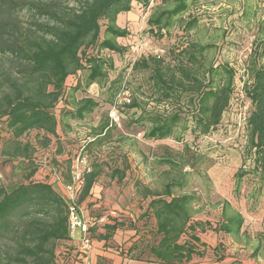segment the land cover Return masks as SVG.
Segmentation results:
<instances>
[{"label":"trees","instance_id":"16d2710c","mask_svg":"<svg viewBox=\"0 0 264 264\" xmlns=\"http://www.w3.org/2000/svg\"><path fill=\"white\" fill-rule=\"evenodd\" d=\"M171 1L174 4L170 9L158 11L146 21L154 37H169L167 52L171 56L166 59L142 49L138 51L137 47L132 51L128 45L133 39L126 20L133 14L134 6L146 8L150 0H0V125L9 134L0 152L4 160H21L29 169L25 174L27 182L9 186L0 182V245L11 243L0 249V264H57L56 245L73 240L68 232L66 196L58 194L51 184L34 180L39 166L32 156L34 145L23 139L35 131L39 142L46 146L51 136H57L58 128L68 126V118L75 122L85 120L98 102L88 96L74 97L80 75L85 73L86 86L109 82L111 88L120 83L119 75L109 80L108 72L116 68L112 54L140 52L130 68L149 72L150 96L157 102V109L141 108L135 119L139 124L146 123V139L171 138L182 121L183 129L187 128V120L194 138L207 136L218 129L236 101L239 107L247 105L244 121L247 155L253 171L264 177V40L245 55L239 65L242 71L221 57L207 62L212 45L192 41L179 45L170 36L174 29V36L185 39L197 26L200 17L187 12L189 3L197 0ZM248 14L241 12L254 21L256 12ZM174 17L181 21V26L173 28ZM262 27L258 23L255 37ZM123 40L127 42L121 43ZM102 51H109L111 56L106 59ZM123 105L138 107L136 101ZM160 105L165 109H160ZM109 128L107 124L100 127L86 142L84 151L102 143ZM93 158L89 160L90 170L83 174L78 205L93 196L103 170L99 155ZM159 163L176 166L168 158ZM127 168V164L121 169L113 168L110 179L122 180ZM66 174L64 181L69 182ZM181 186L180 180L171 179L161 192L146 191L152 198L145 212L154 218L159 236L154 244H147L153 263L187 264L202 250L203 243L196 234L200 223L191 221L195 195L172 194L173 187ZM99 199L100 196L91 200L92 208L99 207ZM100 218L87 217L94 223L88 228L91 243L108 240L116 230V223H104L99 228ZM225 218L219 230L239 234L241 215L234 212ZM98 229L102 231L97 235ZM184 234L187 239L181 241ZM81 256L70 245L59 260L61 264H79Z\"/></svg>","mask_w":264,"mask_h":264},{"label":"rangeland","instance_id":"374dc122","mask_svg":"<svg viewBox=\"0 0 264 264\" xmlns=\"http://www.w3.org/2000/svg\"><path fill=\"white\" fill-rule=\"evenodd\" d=\"M173 4L171 0H150L146 8L138 5L133 7V14L126 20V26L133 39L127 44L132 51L137 47L138 51L142 49L146 53L169 59V37H154V34L149 32L146 21L158 11L170 9ZM244 11L249 12L247 16L256 12L254 21L241 15ZM187 12L200 17L197 26L185 39L174 36V29H171L173 33L170 36L172 35L179 45L185 41L212 45L207 54V62L221 57L237 67V70H241L239 65L245 55L260 46V41L264 40V0H197L189 3ZM172 21L173 28L181 26L177 17ZM258 23L263 27L255 37ZM246 24L250 27L245 28ZM124 41L121 43L127 42ZM91 52L92 49L89 48L88 53ZM138 53L140 52H130L122 56L112 54L116 68L108 72L109 80L119 76L122 80L111 88L109 82L86 86L85 73L80 75V86L74 97L79 99L88 96L98 102V107L85 121L77 123L68 118V126L63 127V130L59 129V140L51 136L46 146L39 142L35 131L23 139H29L34 145L32 156L39 164L38 170L50 173L46 167L54 165L59 168L60 177L64 180L72 159L100 127L109 124L108 113L115 104L117 106L120 114L117 124L106 131L108 136L102 143L88 147L84 152L90 161H93L95 154L99 155V161L103 163V170L96 185L105 190L94 189L92 196V199L96 200L100 196L97 202L99 207L92 208L93 202L90 199L79 205L85 218L104 217V222L98 224L99 228L104 223H116L117 227L108 240L99 243L92 241L90 253L82 255L79 264L151 263L153 258L148 253L147 244H154L159 236L155 232L154 218L145 212L152 198L150 194L146 195V191L161 192L164 184L171 179H178L182 184L181 187H173L172 194L190 193L196 197L192 203L191 219L192 222L200 223L196 234L213 232L220 236L222 245L228 250L226 258H239V254H243L241 250L246 253L254 251L251 257L254 255L253 258L258 264H264V177L254 173L251 158L247 155L246 130L241 122L243 108L239 107V101L225 114L218 129L207 136L194 138L189 132L190 121L187 120V128L183 129L182 121L171 138L146 139V123L139 124L135 119L141 113V108L148 111L157 109V102L150 96L147 80L149 72L130 68ZM101 54L106 59L111 56L109 51H102ZM262 59L264 60V57ZM132 101H136L138 107L127 108L123 105ZM62 105L63 103L57 106V112ZM159 108L165 109L163 105ZM2 127L0 125V151L3 150L4 141L9 138V134H6ZM164 158L170 159L176 166L159 163ZM125 164L128 165L125 177L120 181L110 179V171L115 167L121 169ZM28 170L25 162L4 160L0 152V182L4 186L27 182L25 174ZM240 173H243L242 177H236ZM41 176L35 175L34 180L43 181ZM60 187L62 190L57 187V183L53 185L58 194L66 196L63 186ZM112 187L115 189V196L117 187L126 193V201L118 208L107 204L105 200L109 196L113 199V194L106 192L107 188ZM252 187H256V190ZM89 201L90 204H87ZM226 204L229 206L226 207ZM234 212L240 214L243 219V233L234 235L219 230L220 223L226 219L225 216L233 215ZM101 231L98 229L96 234ZM185 239L187 234L182 236L181 241ZM78 240L77 234L75 240L56 245L57 264H61L59 259L70 245L79 249ZM4 244L11 245L10 242ZM4 244L0 245L1 250L6 249ZM255 249L258 251L255 252Z\"/></svg>","mask_w":264,"mask_h":264},{"label":"built area","instance_id":"2783aa9c","mask_svg":"<svg viewBox=\"0 0 264 264\" xmlns=\"http://www.w3.org/2000/svg\"><path fill=\"white\" fill-rule=\"evenodd\" d=\"M125 101H129L125 99ZM243 111L241 112V122L244 125L245 117L247 114L248 106L244 105ZM109 124L108 126L111 127L112 125H116L120 114L118 112L117 106H113L108 113ZM84 145L81 147L80 151L76 154V157L72 159V163L69 168V182H63V179L60 177L59 168L56 166H49L46 167L48 171L54 176L55 181L62 184L63 189L66 193V201L68 205V232L71 239L75 240L76 235L79 236V249L82 255H88L91 251V239L88 234V228L92 226L94 223L85 218L82 213V208L77 204V194L83 185V174L90 170L89 165V158L84 153ZM45 168V167H43ZM2 177L0 172V178ZM99 223L104 222V217H101L98 220ZM86 264H90L87 262Z\"/></svg>","mask_w":264,"mask_h":264},{"label":"crops","instance_id":"0c3cea01","mask_svg":"<svg viewBox=\"0 0 264 264\" xmlns=\"http://www.w3.org/2000/svg\"><path fill=\"white\" fill-rule=\"evenodd\" d=\"M83 121H85V120H83ZM60 133L61 132H59V128H58L57 129V136H56L57 140H59ZM254 173L257 174L256 172H254ZM35 175L39 176V177L42 175L41 177L44 179L43 182H47V183L51 184L52 186L57 183V187L60 188V190H62L60 187L62 185L59 182L55 181V179L53 178V175L51 173H48L46 171H41L39 169L38 171H36ZM97 185L94 186L95 190L96 189H99L102 191L105 190L101 186L98 187ZM94 189H93V191H94ZM252 189L256 190V187H252ZM116 191H117V195L115 196L114 187L107 188L106 192L107 193L111 192V194H113L114 197H113V199H111L112 197L109 196V198L108 199L105 198V200L107 201V204H110L112 207L118 208L119 205H122L126 201V193H125V191H120L118 187H117ZM92 198L93 197H91L90 200L94 201L95 199H92ZM244 229L245 228L241 226L240 233H243ZM197 236L199 237L200 242L203 243V245L201 246L202 250L199 251L198 255L193 256L187 264H245L246 261L248 262V264H258L257 263L258 261H256L253 258L254 255H252V257H251V254L254 251L246 253L244 250H241V252H243V254L242 253L239 254L240 255L239 258H230V259L226 258L227 257V255H226L227 248L225 247V245H222L223 241L220 240L221 237L218 236L217 234H213V232L197 233ZM138 264H158V263H153V262L141 263V262H139Z\"/></svg>","mask_w":264,"mask_h":264}]
</instances>
